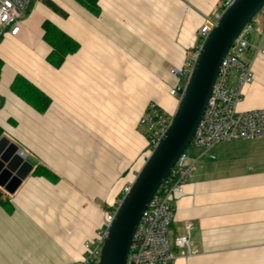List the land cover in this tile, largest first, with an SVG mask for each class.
Instances as JSON below:
<instances>
[{"label":"crops","instance_id":"crops-1","mask_svg":"<svg viewBox=\"0 0 264 264\" xmlns=\"http://www.w3.org/2000/svg\"><path fill=\"white\" fill-rule=\"evenodd\" d=\"M221 3L99 0L95 14L78 0H35L18 34H0V127L34 165L9 207L0 203V264L82 263L84 243L149 156L148 104L176 110L171 69L187 63ZM45 22L79 45L59 67ZM248 57L254 79L238 107L264 108V54L253 45ZM17 75L50 99L44 110L12 90ZM241 141L243 153L197 167L176 200L171 237L189 233L198 253L172 264H264V138ZM39 165L55 178L34 174Z\"/></svg>","mask_w":264,"mask_h":264},{"label":"built area","instance_id":"built-area-1","mask_svg":"<svg viewBox=\"0 0 264 264\" xmlns=\"http://www.w3.org/2000/svg\"><path fill=\"white\" fill-rule=\"evenodd\" d=\"M34 1L0 0V34H18ZM234 2L235 0H222L220 11L204 19L198 31L202 42L218 24L221 14ZM261 15H264V6L242 29L223 59L205 113L190 146L204 148L207 152L222 142L264 138V108L240 110L238 107L243 99V86L254 79L253 59L248 57V51L254 45L256 53L264 54V31L259 28ZM256 36L258 39L255 41ZM200 45L188 57L183 67L171 69L175 84L170 88V94L178 99L185 91L199 56ZM234 80L236 84H233ZM173 115L156 102L148 104L141 122L147 129L149 154L165 135ZM20 153L26 158L24 150ZM197 162L198 158L191 157L186 149L170 175L157 189L134 233L127 264H172L179 257H191L198 253L189 233L171 237L176 200L185 193V186L192 178ZM130 187L131 184L125 187L115 204L106 212L103 224L94 237L84 243L81 264H99L110 225Z\"/></svg>","mask_w":264,"mask_h":264},{"label":"water","instance_id":"water-1","mask_svg":"<svg viewBox=\"0 0 264 264\" xmlns=\"http://www.w3.org/2000/svg\"><path fill=\"white\" fill-rule=\"evenodd\" d=\"M264 6V0H235L222 14L199 48L185 91L172 123L158 146L138 171L130 190L118 207L104 242L99 264H127L134 233L157 189L190 146L205 113L223 59L242 29ZM18 144L0 138V187L14 194L34 165L20 155Z\"/></svg>","mask_w":264,"mask_h":264},{"label":"trees","instance_id":"trees-1","mask_svg":"<svg viewBox=\"0 0 264 264\" xmlns=\"http://www.w3.org/2000/svg\"><path fill=\"white\" fill-rule=\"evenodd\" d=\"M82 3L86 8L92 11L95 14L100 13L99 0H78ZM50 6L59 9L53 2L49 1ZM33 5V4H32ZM32 7V6H31ZM30 10V9H29ZM29 12V11H28ZM45 35L44 38L52 45V51L48 56L50 63L54 66L59 67L66 56L69 53H72L77 50L79 47L78 42H76L73 38L68 36L58 27L53 25L52 23L45 22ZM1 40V35H0ZM202 43L201 38L198 36V45ZM4 66V60L0 58V75L2 72V67ZM12 90L24 99L26 102L33 106H38L40 109L44 110L46 106L49 105L50 99L39 90L37 86L31 83L22 75H17L12 83ZM3 135V129L0 127V138ZM37 175H43L48 178L54 179V174L44 166H37L33 172ZM9 196L10 194L0 187V203H2L7 208L9 207Z\"/></svg>","mask_w":264,"mask_h":264},{"label":"rangeland","instance_id":"rangeland-1","mask_svg":"<svg viewBox=\"0 0 264 264\" xmlns=\"http://www.w3.org/2000/svg\"><path fill=\"white\" fill-rule=\"evenodd\" d=\"M166 111L172 114H174L175 112H170L168 110ZM241 142V140L223 142L221 145H218L217 147H214L213 149L207 152H205L204 148L189 146L187 151L191 157L198 158V162L196 164L197 169V167H199L202 163L210 161L211 155H214L216 157V161H218L220 159L228 160L231 157H235L234 155L236 154L243 153L245 151V147L240 146Z\"/></svg>","mask_w":264,"mask_h":264},{"label":"bare ground","instance_id":"bare-ground-1","mask_svg":"<svg viewBox=\"0 0 264 264\" xmlns=\"http://www.w3.org/2000/svg\"><path fill=\"white\" fill-rule=\"evenodd\" d=\"M20 153V152H19ZM20 155H21V153H20ZM22 156V155H21Z\"/></svg>","mask_w":264,"mask_h":264}]
</instances>
